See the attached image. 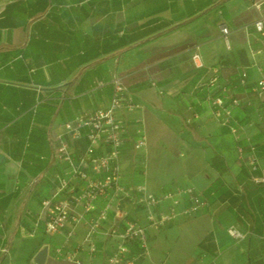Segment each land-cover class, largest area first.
<instances>
[{"label": "crops", "instance_id": "obj_1", "mask_svg": "<svg viewBox=\"0 0 264 264\" xmlns=\"http://www.w3.org/2000/svg\"><path fill=\"white\" fill-rule=\"evenodd\" d=\"M256 3L264 13V0H0V264H69L58 248H81L83 264H105L117 246L98 236L91 256L85 224L68 239L67 231L47 235L40 222L42 202L65 172L57 137L77 116L109 107L116 79L142 107L120 114L129 124L124 185L156 196L194 187L208 201L193 216L149 229L150 252L138 264H236L252 238L264 240V184L251 179L264 169V96L253 92L264 77ZM214 67L241 103L233 109L239 139L212 117L208 91H195ZM136 120L147 138L138 150ZM254 161L261 168L252 172ZM131 217L146 223L138 209Z\"/></svg>", "mask_w": 264, "mask_h": 264}, {"label": "built area", "instance_id": "obj_2", "mask_svg": "<svg viewBox=\"0 0 264 264\" xmlns=\"http://www.w3.org/2000/svg\"><path fill=\"white\" fill-rule=\"evenodd\" d=\"M254 7L259 12L254 29L264 38V13L258 3ZM221 32L229 46L230 28L222 25ZM192 61L196 68L204 67L200 54H194ZM210 73L211 77L199 83L195 91H208L206 101L212 117L220 126L228 127L239 139L240 127L234 121L233 109L241 103L231 96L227 86L220 84L219 68H211ZM240 83L246 84L245 74L241 76ZM113 84L114 95L109 107L77 116L65 125V133L57 137L56 158L65 164V172L58 178V188L52 197L42 202L40 222H43L47 235L55 236L67 231L68 239L76 234L80 225L85 224L88 231L83 245H88L91 256L98 252L97 237L103 236L117 242L105 264H138L150 252L149 229L160 230L180 217L193 216L206 207L208 201L201 198L194 187L156 196L145 185H124L122 152L129 124L120 114L135 112L142 107L122 80L116 79ZM253 92L259 97L264 96V77L258 81ZM136 123L139 139L135 149L138 150L147 147V138L143 122L136 120ZM70 141H85V148L73 150ZM255 151L256 148L252 146L251 152ZM238 152L243 154V148L239 147ZM259 168L256 161L251 163L252 172ZM251 179L256 184H264V169L261 170V176ZM185 198L188 205L180 209ZM162 205H167V211L159 213L157 209ZM132 209L142 211L146 223L133 219ZM230 234L234 238H243L233 228ZM80 249L65 251L64 248H58L56 255L69 264H83L78 256Z\"/></svg>", "mask_w": 264, "mask_h": 264}, {"label": "rangeland", "instance_id": "obj_3", "mask_svg": "<svg viewBox=\"0 0 264 264\" xmlns=\"http://www.w3.org/2000/svg\"><path fill=\"white\" fill-rule=\"evenodd\" d=\"M237 241H243V238H236ZM236 264H264V240L252 238L250 246L241 262Z\"/></svg>", "mask_w": 264, "mask_h": 264}, {"label": "bare ground", "instance_id": "obj_4", "mask_svg": "<svg viewBox=\"0 0 264 264\" xmlns=\"http://www.w3.org/2000/svg\"><path fill=\"white\" fill-rule=\"evenodd\" d=\"M240 261H242V260L240 259Z\"/></svg>", "mask_w": 264, "mask_h": 264}]
</instances>
